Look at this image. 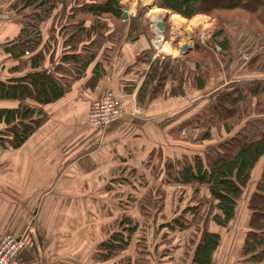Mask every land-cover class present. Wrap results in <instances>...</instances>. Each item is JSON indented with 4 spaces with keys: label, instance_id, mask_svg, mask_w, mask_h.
<instances>
[{
    "label": "trees",
    "instance_id": "1",
    "mask_svg": "<svg viewBox=\"0 0 264 264\" xmlns=\"http://www.w3.org/2000/svg\"><path fill=\"white\" fill-rule=\"evenodd\" d=\"M1 1H9L4 11L24 15L23 23H17L18 29L2 44L13 63L8 69L11 77L0 79V147L4 149L21 148L46 122L43 107L62 99L88 71L92 85L102 78V66L109 63L120 46L118 25L126 30L124 42L143 37L149 44L130 67H135L138 75L141 73L138 104L161 95L167 81L176 85L170 89V95L175 97L184 96L183 87L195 85L202 90L211 82V71L202 69L204 60L214 57L209 48L195 43L193 51L182 59L153 58L156 51L151 45L153 34L144 20L145 10L124 21L122 0ZM151 1L168 16L190 20L206 15L220 29L240 22L247 26L249 37L264 34V0ZM164 33H167L165 25ZM147 65L148 70L143 72ZM244 65L246 77L219 87L208 101L200 103L203 106L198 105L196 112L171 130L176 142L182 140L180 133L185 128L196 131L200 128L202 143L212 142L214 127L226 134L221 141L214 145L212 142L202 155H182L175 165L169 162L166 169L169 183L202 193L198 199V223L201 222L198 239L193 251L183 248L185 253L186 249L192 251L191 264H211L220 244V236L214 229L227 228L234 220L252 173L264 159V52L252 56ZM128 83L131 86L127 92L132 93L136 82ZM242 121L243 125L236 129ZM117 188L108 179L104 187L106 197ZM110 209L106 198L100 209L94 206L90 210L89 216L105 220ZM247 209L251 217L240 253L244 259L241 263L258 264L264 261V164ZM176 227L181 226L172 229ZM101 229L102 226L87 236L90 242L94 238L91 249L94 260L100 264H137L129 256L121 258L122 252L131 248L136 233L137 226L131 219H122L115 230Z\"/></svg>",
    "mask_w": 264,
    "mask_h": 264
},
{
    "label": "crops",
    "instance_id": "2",
    "mask_svg": "<svg viewBox=\"0 0 264 264\" xmlns=\"http://www.w3.org/2000/svg\"><path fill=\"white\" fill-rule=\"evenodd\" d=\"M2 9L0 11H4ZM7 17L0 14V79L11 77L8 69L13 64L12 59L2 44L18 27L14 23L12 32V19ZM230 26L231 23L225 27ZM241 30L245 40H250L247 26L241 24ZM174 32L171 30L170 34ZM219 37L215 36V41ZM184 44L160 55L182 59L180 48ZM218 45L219 48L213 42V49H209L214 56L213 64L218 54L229 53V50L224 51L225 43ZM148 47L143 37L121 43L109 63L102 66L104 74L97 83L89 82L91 73L88 71L62 99L43 107L46 122L21 148L0 147V239L6 234L24 239L25 248L19 255L22 264H100L92 256L94 238L91 242L87 238L91 232L85 217L94 206L100 209V203L105 202L107 180L114 178L120 169L145 167L149 154L157 146L162 147L157 150L167 157L171 156L170 152L175 156L177 151L171 142H178L171 137L172 127L188 119L190 111L196 112L198 104L212 91L228 84H215L222 78L210 70L211 82L204 89L186 86L184 96L175 97L170 95V89L176 85L167 81L161 95L146 99L140 105L136 95L142 83L141 73L138 75L135 67H130L137 55ZM249 50H253L252 46ZM148 68L145 66L143 72ZM244 69L245 66L242 73ZM128 82H136L132 93L127 92L131 86ZM110 89L124 105L122 119L102 131L89 129L85 125L89 104ZM187 131L185 128L182 132ZM238 207L227 228L214 229L220 236V244L211 264H242L244 260L240 253L251 213L247 209L239 219ZM30 220L32 227H29ZM96 228L100 227L95 225ZM195 244L190 250L193 251ZM181 247H177L178 252L174 254L153 257L150 264H191L192 251L186 249L184 255ZM171 255L175 259L172 260Z\"/></svg>",
    "mask_w": 264,
    "mask_h": 264
},
{
    "label": "rangeland",
    "instance_id": "3",
    "mask_svg": "<svg viewBox=\"0 0 264 264\" xmlns=\"http://www.w3.org/2000/svg\"><path fill=\"white\" fill-rule=\"evenodd\" d=\"M8 2L2 3L0 0V8L6 10ZM122 5L124 7L123 10L128 8V11L131 10L135 13L133 17H137L140 14V10H145L144 20H147L153 34L151 45L153 49L154 46L158 47L159 55L160 53L169 52L170 48L177 50L180 43L191 44L189 41L195 38L197 32L199 34V31L202 29H209L213 32V42L215 45L219 48V43H225L227 47L224 51L229 50L228 54L222 55L220 53L215 57L217 58V62H215L217 66L212 63L214 57L210 61L205 59L203 62V71L208 69L214 72V74H220L222 79L217 80L215 84H220L221 82L225 84L233 83L246 77L241 72L242 67L245 66L240 58L241 53H247L252 58V56L264 52V34L251 38L254 41L251 39L245 40V34L241 30L240 22H232L230 27L220 29L216 22L211 23L207 19H204L206 15H197L190 20L184 19L185 22H181L179 19L173 18L174 15L168 16L166 11L158 9L151 0H122ZM145 6L147 7L144 8ZM155 9L160 11L153 12ZM0 12L1 15L4 14L12 19V32L15 28L14 23L18 25L17 23H23L24 21V15L22 14H10L7 11ZM159 21H163L167 33L158 30L156 25ZM170 28L171 30H175L173 35L170 34ZM123 29V25L116 27L118 35L121 34L118 40L120 45L124 43L126 34V30ZM215 36L221 37L215 41ZM156 40L157 43L155 45L154 42ZM189 46L193 49L194 44ZM250 46H252V51H248ZM154 50L156 51V49ZM206 99L203 101H208ZM198 105L199 107L203 106V104ZM193 113V111H190L188 115H192ZM244 122L242 121L240 125L236 126V129H239ZM188 130L187 132L180 133L182 139L180 142H171V145L177 151L175 156L170 152L171 156L167 157L162 151H157V149H162L161 146H157L145 167L120 169L116 172L114 178L111 180L109 178V182L114 185L117 184L118 188L107 197L111 209L108 211V217L105 220H97L95 216L85 217V223L89 227V232L95 231V225L102 226L103 230H115L118 223L124 218H129L136 224L137 229L133 235V244L131 248L122 252L121 258L126 259L129 256L128 258L137 264H147V262H151L153 257L174 254L178 252L177 247L181 246V248L190 249L196 243L198 230L201 227V222L198 223V199L202 193H195L194 189L189 186L182 187L169 183L165 174L166 169L169 162L175 165L178 159H181L179 157L182 154L202 155L211 146L212 142L214 145V143L224 139L226 134L221 129L214 127L212 128V142L202 143L199 137L203 131L200 128L197 131L191 128ZM263 164L264 159L256 165L252 173V179L239 202V219H241V214L247 210L248 199L260 181ZM29 223V227H32L31 220ZM203 225L205 226V222ZM173 226L181 227L172 229ZM186 240H190V242ZM171 256L172 260L175 259L174 255Z\"/></svg>",
    "mask_w": 264,
    "mask_h": 264
},
{
    "label": "built area",
    "instance_id": "4",
    "mask_svg": "<svg viewBox=\"0 0 264 264\" xmlns=\"http://www.w3.org/2000/svg\"><path fill=\"white\" fill-rule=\"evenodd\" d=\"M129 16H135V13L129 11ZM157 40L154 42L156 45ZM189 43H197L200 46H205L210 50L213 49V32L209 29H202L197 32L195 38ZM153 58L159 57L158 47ZM240 58L243 63L250 60V56L246 53H241ZM124 115V105L116 98L113 91L107 90L100 98L93 100L89 104L88 117L85 125L89 129L104 130L109 125L122 119ZM25 248V241L22 238H16L10 234L4 235L0 239V264H22L19 261V255Z\"/></svg>",
    "mask_w": 264,
    "mask_h": 264
},
{
    "label": "water",
    "instance_id": "5",
    "mask_svg": "<svg viewBox=\"0 0 264 264\" xmlns=\"http://www.w3.org/2000/svg\"><path fill=\"white\" fill-rule=\"evenodd\" d=\"M122 19L125 21L128 19V8H125L123 10V13H122ZM157 28L158 30H160L161 32L164 31V25H163V21H159L157 23ZM192 51V48L188 45V44H184L183 46H181L180 48V54L183 56V55H186L188 54L189 52Z\"/></svg>",
    "mask_w": 264,
    "mask_h": 264
},
{
    "label": "bare ground",
    "instance_id": "6",
    "mask_svg": "<svg viewBox=\"0 0 264 264\" xmlns=\"http://www.w3.org/2000/svg\"><path fill=\"white\" fill-rule=\"evenodd\" d=\"M158 11H160V10H157V9L153 10V12H158ZM173 18L179 19L181 22H185V20L182 19V18H181L180 16H178V15H174Z\"/></svg>",
    "mask_w": 264,
    "mask_h": 264
}]
</instances>
